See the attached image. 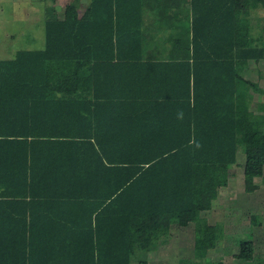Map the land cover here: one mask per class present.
<instances>
[{
    "label": "trees",
    "instance_id": "1",
    "mask_svg": "<svg viewBox=\"0 0 264 264\" xmlns=\"http://www.w3.org/2000/svg\"><path fill=\"white\" fill-rule=\"evenodd\" d=\"M249 1L68 3L43 48L0 62V264H148L193 221L203 263L223 229L202 212L232 168L248 191L264 170Z\"/></svg>",
    "mask_w": 264,
    "mask_h": 264
},
{
    "label": "rangeland",
    "instance_id": "2",
    "mask_svg": "<svg viewBox=\"0 0 264 264\" xmlns=\"http://www.w3.org/2000/svg\"><path fill=\"white\" fill-rule=\"evenodd\" d=\"M45 1V2H44ZM56 3L62 5L63 0H0V44L8 45L7 49L39 47L44 45V5ZM70 1V0H67ZM88 0H77L80 8ZM238 14L248 19L252 32L261 33L264 38V0H250L245 10ZM244 76L256 80L261 92H254L251 109H264V60L257 65H249ZM244 152L239 149L237 162L243 163ZM257 188L245 189L241 166L237 165L229 172L226 186L218 191L214 208L203 211L201 217L209 224L222 226L223 235L215 248L208 251L202 264L220 261L221 264H264V170L255 177ZM254 217L257 222H254ZM194 226L189 222L186 226H172L175 237L161 235L155 251L141 257L148 264H189L194 261ZM250 240L252 255L245 256V241ZM189 260V261H188ZM134 264V263H133Z\"/></svg>",
    "mask_w": 264,
    "mask_h": 264
},
{
    "label": "crops",
    "instance_id": "3",
    "mask_svg": "<svg viewBox=\"0 0 264 264\" xmlns=\"http://www.w3.org/2000/svg\"><path fill=\"white\" fill-rule=\"evenodd\" d=\"M58 1V0H57ZM45 2V1H44ZM46 3H48L46 1ZM68 3H74L76 9H77V13L78 15H81L85 9V7L87 5H89L90 3V0H88L86 2V4L84 5V7L80 8L79 5H78V2L77 0H70V1H67V0H63L62 2V5H61V8H60V5L56 4V3H53L51 5H49V3L46 5H44V20L47 16H51V15H54V16H57V17H63V13H64V9H65V6L68 4ZM180 15V14H179ZM143 18L144 20L147 22L148 19H149V15L147 12H144L143 14ZM179 25V23H178ZM180 28V26H178ZM45 33V32H44ZM8 45L6 44H0V62L3 61V60H9V59H13L15 56H16V53L19 51V50H33V49H41L44 47V45H40L39 47H24V48H15V49H8V53H5V51L7 52V49H5V47H7ZM5 50V51H4ZM260 86V84H259ZM59 94V92H58Z\"/></svg>",
    "mask_w": 264,
    "mask_h": 264
}]
</instances>
